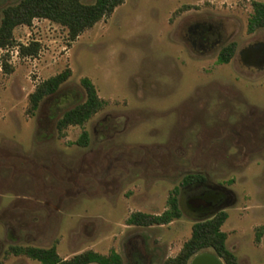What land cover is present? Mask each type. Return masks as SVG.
I'll use <instances>...</instances> for the list:
<instances>
[{
	"label": "rangeland",
	"instance_id": "rangeland-1",
	"mask_svg": "<svg viewBox=\"0 0 264 264\" xmlns=\"http://www.w3.org/2000/svg\"><path fill=\"white\" fill-rule=\"evenodd\" d=\"M18 1L0 0V18ZM252 1L264 2L124 0L73 40L43 18L13 29L14 45L0 49V264H40L11 254L13 245L162 264L199 219L180 185L190 173L228 191L221 230L237 263L264 264V233L255 240L264 225V28L247 32ZM30 41L37 53L20 56L18 45ZM232 41L233 56L218 63ZM65 68L58 96L29 115V93ZM84 76L106 104L60 136L56 119L83 100ZM82 130L85 146L74 143ZM173 188L179 218L126 224L131 212L165 210Z\"/></svg>",
	"mask_w": 264,
	"mask_h": 264
},
{
	"label": "trees",
	"instance_id": "trees-1",
	"mask_svg": "<svg viewBox=\"0 0 264 264\" xmlns=\"http://www.w3.org/2000/svg\"><path fill=\"white\" fill-rule=\"evenodd\" d=\"M124 0H94L92 3H83L80 0H19L7 5L2 10L0 18V49L14 45L13 29L18 25H30L33 19L43 18L58 23L67 30L70 40L75 39L84 30L92 27L100 19L110 15ZM252 12L247 21V32L251 33L257 28H264V2L252 1ZM189 5H182L175 10V14L186 10ZM38 43L30 41L28 44L18 45L20 56H34L38 50ZM236 44L234 41L222 46L217 53L218 63H227L234 54ZM3 68L10 70L4 61ZM70 69L52 75L38 83L29 93L27 113L33 115L41 101L58 96L59 88L70 76ZM84 92L82 101L65 109L56 119L55 127L60 136L64 129L70 125H83L96 112L106 104L100 98L92 81L84 76L79 80ZM65 96V95H63ZM62 96V97H63ZM62 98L60 99V101ZM75 144L85 146L88 143L86 130H82ZM205 176L200 173H190L183 176L180 185H191L204 182ZM178 189L173 188L166 201V208L159 214H150L134 211L126 218V224L135 226H152L167 224L182 215L177 197ZM227 217L223 210L203 219L195 220L191 225L189 237L183 242L181 248L172 257L166 258L162 264H188L189 260L206 249H211L224 264H238L236 256L225 246L226 234L221 225ZM264 233V225L255 230V240L258 241ZM13 255H25L40 264H122L120 255L111 250L108 254H101L93 250H86L69 258H60L55 246L36 247L13 245L9 247Z\"/></svg>",
	"mask_w": 264,
	"mask_h": 264
},
{
	"label": "flooded vegetation",
	"instance_id": "flooded-vegetation-1",
	"mask_svg": "<svg viewBox=\"0 0 264 264\" xmlns=\"http://www.w3.org/2000/svg\"><path fill=\"white\" fill-rule=\"evenodd\" d=\"M205 181L206 179L197 184L181 185L186 188L187 192L185 196L186 209L191 215L197 216L199 219L208 217L209 214H215L229 201L228 191L225 188L208 184ZM200 200L205 203L200 204ZM179 207L181 209L180 203Z\"/></svg>",
	"mask_w": 264,
	"mask_h": 264
},
{
	"label": "water",
	"instance_id": "water-1",
	"mask_svg": "<svg viewBox=\"0 0 264 264\" xmlns=\"http://www.w3.org/2000/svg\"><path fill=\"white\" fill-rule=\"evenodd\" d=\"M200 204H204L205 202L200 200L199 201ZM201 256H206L205 258H202ZM198 257H201L200 261L194 263V264H224L219 257H217L215 254L213 253H207V252H200V253H197L196 255H194L188 264H191V262L195 259V258H198Z\"/></svg>",
	"mask_w": 264,
	"mask_h": 264
},
{
	"label": "bare ground",
	"instance_id": "bare-ground-1",
	"mask_svg": "<svg viewBox=\"0 0 264 264\" xmlns=\"http://www.w3.org/2000/svg\"><path fill=\"white\" fill-rule=\"evenodd\" d=\"M202 258H205L204 256H201ZM201 257H198V258H195L192 262H191V264H194V263H196V262H198V261H200L201 259Z\"/></svg>",
	"mask_w": 264,
	"mask_h": 264
}]
</instances>
